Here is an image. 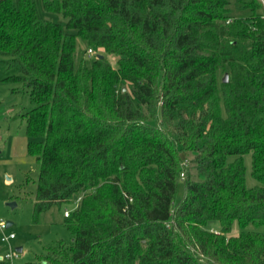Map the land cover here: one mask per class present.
Instances as JSON below:
<instances>
[{
    "label": "trees",
    "instance_id": "16d2710c",
    "mask_svg": "<svg viewBox=\"0 0 264 264\" xmlns=\"http://www.w3.org/2000/svg\"><path fill=\"white\" fill-rule=\"evenodd\" d=\"M234 1L42 0L66 32L35 0H0V66L17 72L4 80L34 104V221L79 196L72 245L23 264H264L249 229L264 228V4L238 0L250 14L235 15ZM77 36L104 57H78Z\"/></svg>",
    "mask_w": 264,
    "mask_h": 264
},
{
    "label": "rangeland",
    "instance_id": "374dc122",
    "mask_svg": "<svg viewBox=\"0 0 264 264\" xmlns=\"http://www.w3.org/2000/svg\"><path fill=\"white\" fill-rule=\"evenodd\" d=\"M40 15L52 22L63 26L66 32V18L60 13L48 12L43 7L42 0H35ZM238 0L232 5L235 15H248L249 11L240 12ZM77 56L84 57L88 63L102 55L101 49H95L93 56H87L89 44L80 36L76 37ZM17 74L13 69L8 70L0 66V221L13 224L3 231L0 230V250L6 253L22 247L21 257L12 264H23L35 261L36 256L44 253L46 249L55 245L59 240L64 241L67 247L72 245V235L65 226L64 213L73 211L79 196H75L70 203L61 206L54 205L34 221V202L40 165L37 158L30 155L27 149L29 138L26 135V119L22 114L29 111L34 104L28 91L21 89V84L10 83L4 80L8 75ZM221 74L220 77H224ZM19 88L18 91H13ZM192 156L187 157L189 176L193 180L201 181L193 163ZM235 156H229L228 162L234 161ZM246 166V185L248 188L258 185L259 182L252 176V153L243 157ZM186 176V175H185ZM185 194V181L180 180L175 195V205L181 202ZM12 204H14L12 206ZM207 228L211 231H221L219 221H210ZM249 229L264 232L263 227L250 226ZM240 226L234 222L229 234L239 235ZM3 233H13L15 238L10 242L1 241Z\"/></svg>",
    "mask_w": 264,
    "mask_h": 264
},
{
    "label": "built area",
    "instance_id": "2783aa9c",
    "mask_svg": "<svg viewBox=\"0 0 264 264\" xmlns=\"http://www.w3.org/2000/svg\"><path fill=\"white\" fill-rule=\"evenodd\" d=\"M263 4H264V0H260ZM95 54V51L93 48L89 47L87 52H86V55L87 56H93ZM184 167H188V163H187V160L183 163ZM185 175H186V172L185 170L182 172L181 174V178H185ZM69 212L66 211L65 212V216H68ZM8 228L7 226V222L1 220L0 221V230L4 232V230ZM15 238V235L13 233H10V234H6V233H3L2 237H1V241L3 242H10L11 240H13ZM21 257V252L20 251H17V249L15 250H9L7 251L6 253H0V260H10V261H14V260H17Z\"/></svg>",
    "mask_w": 264,
    "mask_h": 264
},
{
    "label": "water",
    "instance_id": "95a60500",
    "mask_svg": "<svg viewBox=\"0 0 264 264\" xmlns=\"http://www.w3.org/2000/svg\"><path fill=\"white\" fill-rule=\"evenodd\" d=\"M99 57L100 58H103L104 56L103 55H99ZM229 81V74L228 73H226L225 74V76H224V78H223V82H225V83H227ZM126 88H124V90H125ZM14 204H12V206H13ZM13 223L12 222H7V226L8 227H10L11 225H12ZM17 249V251H22V247H18V248H16Z\"/></svg>",
    "mask_w": 264,
    "mask_h": 264
},
{
    "label": "crops",
    "instance_id": "0c3cea01",
    "mask_svg": "<svg viewBox=\"0 0 264 264\" xmlns=\"http://www.w3.org/2000/svg\"><path fill=\"white\" fill-rule=\"evenodd\" d=\"M22 251H23V248H22ZM22 251H21V252H22Z\"/></svg>",
    "mask_w": 264,
    "mask_h": 264
}]
</instances>
